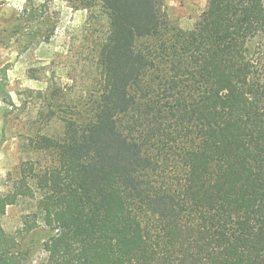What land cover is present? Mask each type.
<instances>
[{
  "label": "trees",
  "instance_id": "trees-1",
  "mask_svg": "<svg viewBox=\"0 0 264 264\" xmlns=\"http://www.w3.org/2000/svg\"><path fill=\"white\" fill-rule=\"evenodd\" d=\"M67 1L105 22L94 81L28 92L46 123L0 192V264H26L1 223L24 201L44 264H264V0H207L191 31L162 0ZM53 15L30 4L11 33L39 46Z\"/></svg>",
  "mask_w": 264,
  "mask_h": 264
},
{
  "label": "rangeland",
  "instance_id": "rangeland-1",
  "mask_svg": "<svg viewBox=\"0 0 264 264\" xmlns=\"http://www.w3.org/2000/svg\"><path fill=\"white\" fill-rule=\"evenodd\" d=\"M162 1L169 19L185 31L194 28L207 8V0ZM30 4L48 5L58 22L53 36L39 46L24 49L25 39L33 33L13 35L11 30L16 20L23 21L21 13ZM87 17L86 10L72 8L67 0H0V192L10 187L26 159L20 151L23 136L31 126L38 128L46 123L45 115L40 114L43 102L28 92L44 91L53 78L76 99L94 81L95 44L105 36L106 26L102 19L89 25ZM253 47L264 65V34ZM56 129L58 126L52 125L49 133ZM32 204L24 201L6 208L1 223L6 233L19 240L26 264H44L41 233H26L23 229V222L32 220L27 216Z\"/></svg>",
  "mask_w": 264,
  "mask_h": 264
}]
</instances>
